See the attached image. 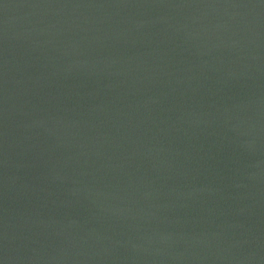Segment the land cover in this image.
<instances>
[{"label": "water", "instance_id": "1", "mask_svg": "<svg viewBox=\"0 0 264 264\" xmlns=\"http://www.w3.org/2000/svg\"><path fill=\"white\" fill-rule=\"evenodd\" d=\"M0 264H264V0H0Z\"/></svg>", "mask_w": 264, "mask_h": 264}]
</instances>
